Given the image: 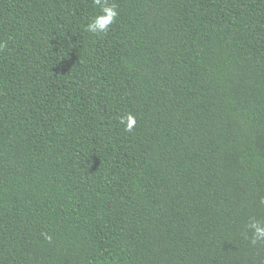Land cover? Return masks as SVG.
<instances>
[{
	"label": "trees",
	"instance_id": "16d2710c",
	"mask_svg": "<svg viewBox=\"0 0 264 264\" xmlns=\"http://www.w3.org/2000/svg\"><path fill=\"white\" fill-rule=\"evenodd\" d=\"M109 2L0 0V264H264V0Z\"/></svg>",
	"mask_w": 264,
	"mask_h": 264
},
{
	"label": "clouds",
	"instance_id": "9594fccd",
	"mask_svg": "<svg viewBox=\"0 0 264 264\" xmlns=\"http://www.w3.org/2000/svg\"><path fill=\"white\" fill-rule=\"evenodd\" d=\"M93 4L98 7L99 11L86 24L85 30L93 35L106 34L117 20L118 8L115 3H110L109 0H93ZM6 46V42H0V50H3ZM119 122L124 126L125 131L131 132L136 125V117L132 113H127L120 117ZM260 203L264 205V198L260 200ZM246 227L251 231V244L264 242V219L250 218V222ZM44 235L46 240H51L50 235Z\"/></svg>",
	"mask_w": 264,
	"mask_h": 264
}]
</instances>
